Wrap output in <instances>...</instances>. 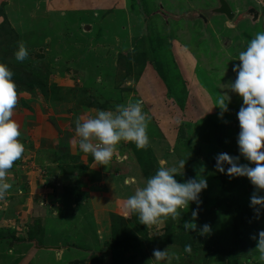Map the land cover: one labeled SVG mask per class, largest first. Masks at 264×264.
<instances>
[{
    "label": "rangeland",
    "instance_id": "rangeland-1",
    "mask_svg": "<svg viewBox=\"0 0 264 264\" xmlns=\"http://www.w3.org/2000/svg\"><path fill=\"white\" fill-rule=\"evenodd\" d=\"M219 1L118 2L114 6L115 16L100 11V26L105 24L107 35L95 42L90 54L92 63L88 62L87 66L82 63L79 67L77 55L70 58L67 46L75 43L78 54L80 46L87 42L84 36L79 37L81 28L77 25L69 28V15L61 20L58 13H49V5L54 1L0 0V63H5L14 73L17 104L13 109L16 117L12 119L19 125L21 136L18 139L25 148L8 173L13 187L0 201V235L4 239L0 240V250L6 239H10L6 243L8 249L17 240L21 244L27 243L29 249L50 250L48 257L36 255L32 262L20 256L14 264H153V250L165 248L180 254L179 261L173 264H264L255 249L257 241L251 238L264 230V209L257 218L250 207L254 186L247 177L229 178L214 167L220 153L239 155L237 113L242 98L231 92L230 84L236 77L232 67L240 62L232 59L246 48L257 32H264V0H223L234 13L232 20L215 13ZM251 7L258 12L255 21L247 13ZM203 18L207 20L205 23ZM171 20L176 26H171ZM127 21L130 24L125 26ZM172 28H177L181 38H186L194 53L197 68L193 75L196 79L186 75L180 78L179 74L184 70L182 58L173 62L174 53L170 51L167 55L164 53L161 63L156 66L152 60L148 69L154 66L159 77L163 81L167 79L166 87L171 88L178 100L188 93L195 98L196 102L190 103L187 112H184L188 108L182 106L183 101L180 104L183 109H180L173 101L175 98H166L165 93L159 104L161 108L155 100H144L147 88L139 82L138 76L147 60L132 59L116 49L123 43L132 47L139 45L138 49H143L141 38L158 29L170 32ZM189 30L194 32L195 41L186 35ZM20 42L29 51L28 59L23 62L14 57ZM93 62L99 68H88ZM202 89L209 94L214 106L228 96L229 110L223 116L219 115L218 106L210 111L211 101L202 95ZM136 97L143 103L148 102L156 122L149 119L154 118L143 108L148 117L149 146L137 149L133 143L117 145L115 159L125 161L130 157L137 161V169L143 175L135 183L131 175L125 184L130 183L128 188L134 192L160 166L172 167L184 160L185 166L180 170L182 175L176 176L179 182L203 175L208 183L207 189L199 194L202 203L195 221L196 230L183 227L185 222H192V210L197 208L195 202L181 210L175 220L169 218L148 228L136 215L125 217L123 205L127 197H116L113 193L118 178H109L105 165H98L91 154L78 148L74 123L77 117L94 116L98 109L109 110L116 104L126 103L129 98L135 101ZM162 111L168 115L167 124L163 125ZM157 124H161L160 128H154ZM240 162L247 163L243 157ZM26 163L33 164L38 170L34 171L39 172L37 176H41L40 187L34 183L35 187L48 193L31 190L27 176H9ZM122 170L114 168L113 176H123ZM92 176L98 179L105 176V179L101 184L95 183L91 181ZM106 190L109 196H102ZM91 211L95 216L103 213L98 218V230L90 225L88 215ZM205 224L210 225L212 231L201 236L199 233ZM53 226L57 229L63 226L62 232L55 233ZM12 236L18 239L12 240ZM185 245H191L190 254L183 252Z\"/></svg>",
    "mask_w": 264,
    "mask_h": 264
},
{
    "label": "clouds",
    "instance_id": "clouds-1",
    "mask_svg": "<svg viewBox=\"0 0 264 264\" xmlns=\"http://www.w3.org/2000/svg\"><path fill=\"white\" fill-rule=\"evenodd\" d=\"M14 57L18 62L28 59L29 51L23 42L19 43ZM232 60L240 62L232 67L236 77L230 84L231 92L242 98L237 113L239 155L220 153L214 167L229 178L247 177L254 186L250 207L259 218L261 209H264V195H259L264 192V32H257L246 48ZM13 75L5 63H0V201L6 198L13 187L8 178L9 170L25 151L24 144L18 139L21 136L19 125L11 118L17 104ZM229 99L227 96L226 100L220 99L215 105L221 110L220 116L229 110ZM74 123L79 150L91 154L98 165L107 166L121 142L133 143L137 149L149 146L148 117L140 100L129 98L126 103L116 104L112 109H98L94 116L77 117ZM241 157L247 163H241ZM225 165L230 167L226 168ZM184 166V160L172 167L162 165L155 174L147 177L143 186L136 187L134 194L124 202L125 217L136 215L139 222L148 228L169 218L175 220L181 210L195 202L197 208L192 210V222H185L183 227L185 230H196L195 221L202 203L199 194L207 189L208 183L203 175L179 182L176 176L182 175L180 170ZM211 231L210 225L205 224L199 234L209 235ZM251 238L257 241L255 249L259 253V260L264 262V230ZM191 251V245L184 246V253L190 254ZM13 252L14 249H8V255ZM152 257L153 264H173L179 261L180 254L169 248L154 249Z\"/></svg>",
    "mask_w": 264,
    "mask_h": 264
},
{
    "label": "crops",
    "instance_id": "crops-1",
    "mask_svg": "<svg viewBox=\"0 0 264 264\" xmlns=\"http://www.w3.org/2000/svg\"><path fill=\"white\" fill-rule=\"evenodd\" d=\"M52 1H54V4L53 5H51V4L49 5L50 6V11H51L49 13H54V14L58 13L59 14V18H61V20H62L63 17H67L69 15V18H70L69 22L71 21L70 22L71 24H70L69 28L71 26H76V25H77V27L81 28L78 34H79V37L83 38V36H84V39L87 42L86 45L82 46V47L80 46V49H79L80 51L78 52V54L76 52L75 43H73V44L69 43L68 46H67V50L69 49L68 56L70 58H74L77 55V57H78V63L77 64H78L79 67L82 66L84 63L87 66L88 62L92 63V57H91L90 54L93 51L94 47L96 46L97 41L101 37L105 38V36L107 35V32H108L107 31V27H105V24H103L104 25L103 27L100 26L101 25L100 22L102 21L100 19V17H99L100 11L102 12V10H105V11H103L104 13L107 11L110 15L115 16L114 6L118 2L120 3L121 1H124V0H79L78 2H75V1H72V0L65 1V2L61 1V0L60 1L59 0H52ZM74 3H76V4H74ZM56 18L58 19L57 16H56ZM206 21H207L206 19H203L204 23ZM170 23H172L171 26H173V25L176 26L174 20H171ZM85 24H87L88 26H85ZM128 24H130V21L129 22L127 21L125 26H127ZM74 29H68V31H71V30H74ZM177 30H178L177 28H172V31H170V32H166V31L165 32H161L160 34L163 35L164 38L162 40H160V41L163 42L164 46L165 45L167 46L168 52L170 51L171 53L172 52L174 53V56L172 54L173 62L174 61L177 62V59H178V61H180L181 58H182V62H183V65H184V67H183L184 70L181 69L183 71V73L181 71L182 74L181 75L179 74L180 78L183 79L184 75H186V77H191V78L193 77L192 79H196L195 75H193L194 69L197 68V64H195V60H194V57L192 55L194 53L191 50V48L187 45V41H185L186 38L185 39L181 38V35H179V32H177ZM154 31H155V29H154ZM189 31H190V33L186 34V35H188V37L192 38V40L195 41L194 40L195 36L193 37L194 32L191 31V30H189ZM119 33H121V32H119ZM149 36H152V35H149ZM188 37H187V39H188ZM141 39L143 40V42L145 41L144 38H141ZM115 42H116L115 39H113V43L114 44H115ZM123 44L124 45L122 47H120L118 45V47L116 49H118L120 52L122 51L123 54L124 55L126 54L127 56L129 55V53L131 51H136L138 53H141L142 51L145 50V47H146V44H144V48L143 49H138L139 45L136 46V47H132V45H127L125 43H123ZM208 45H209V43H208ZM186 46H188V47H186ZM175 53H176V55H175ZM137 57L139 59L143 58L142 56H139V55H137ZM143 60H147V61H145L143 63L144 66L143 65L141 66L140 75L138 76L139 77V82L142 83L143 86H145L144 88H147V89L144 90V92L146 94L145 95L146 98H143V99L144 100L147 99L148 101L155 100V101H157L156 103H158V107L161 108V106L159 104H161V102L163 101L164 93H165L166 98L168 97L170 99H173V96L169 95V92L172 91V90H171L170 87L169 88L166 87L167 84H168V82L166 81L167 79H165V81H163L159 77V75L157 74L156 68L154 66H153L154 68L152 67V68L148 69V66H149L150 62L152 61V59H150V58L145 59L144 58ZM71 63L72 62H70V65H71ZM113 64L115 66V63H113ZM111 66H110V68H112ZM155 66H156V64H155ZM76 67H77V65H76ZM89 67L90 68L92 67L94 69L99 68L98 64L95 63V62H93V65L88 66V68ZM115 67H117V65ZM193 81H194L193 83L197 82L196 80H193ZM144 84H146V85H144ZM197 84H198V82H197ZM152 86H153V88H152ZM167 89H169V90H167ZM159 91H161L160 94H159ZM202 95L209 97V100L211 101V108L213 107L211 111H214L215 110V106L212 105V100H211L209 94H207L205 89H202ZM136 100H140L141 101L140 97H136ZM173 101H174V103L177 106L178 105L180 106V109H183L182 106H184V105H186L187 108L188 107L190 108V103L192 105V104H194L196 102L195 98L191 97V95L189 93L182 100L178 101L175 98V99H173ZM182 101L184 102V104L181 106L180 104H181ZM142 103H143V101H142ZM147 103H148L147 101H146V103L144 102L143 105H142V108L147 109L149 111V113H151L150 115L153 116V118H154L153 120L151 118H149V119L152 122H156L155 121V117H154V113L150 110V107H149V105ZM209 105L210 104H208V107H209ZM189 108L186 109L184 112L189 111ZM163 111H165V110L163 109ZM163 111H162V116L160 118L162 125L165 124V123L167 124V120H168V115L166 113H163ZM159 112H161V111L159 110ZM13 117H16V114L14 112H13V116L11 118H13ZM162 118H163V120H162ZM161 124H157V126L155 125L156 127H154V128H160ZM172 124H171V126H172ZM178 124H181V122H179ZM158 131H159V129H158ZM149 132L152 135V137L155 136L154 133H152V130L149 131ZM168 147H169V145H168ZM114 156L112 158L113 162L110 161V163L106 166V168H108L107 172L110 175L109 178H111V177L112 178L113 177L118 178L116 180V181H118V183H117L118 186L117 185L114 186L115 189H113V193L115 194L116 197L122 195V196H125V197L128 198L127 194L134 193V192H133V189L128 188L130 183L129 184H125V180H127L129 178V176H131V175H133V176H131L132 180H136L137 178H139L140 176H143V175L137 169L139 167V164L137 163V161L132 160L130 157H128L127 160H125V161L124 160L117 161ZM23 161H25V160H23ZM38 161L40 163L41 160H38ZM123 165H125V166L123 167ZM114 168H119L120 171L124 168L123 169L124 171L122 170L124 172V175L123 176H120V175L113 176L115 174L114 173L115 171H113ZM34 170H37V169L33 168V164L29 165L28 163H26V165L22 164V166L20 168L18 166V172H14V173H12L9 176H27L28 183H29V185H31L30 186L31 190H32V188H34V191L37 189L39 193H42V194L48 193L47 190H40L39 189L40 183H41V176H37V175H39V172H36ZM132 170H135V171L131 172ZM121 174H123V173H121ZM104 179H105V176H101L99 179L94 177V176H92L91 181L95 182V183L99 182L101 184L102 180H104ZM34 183H36V185H39V187L38 186L35 187ZM20 191L22 192V190H20ZM107 191L108 190H106V193L104 195H102V196H105V197L109 196V193ZM91 195L101 196V194H99V193H92ZM93 211H94V209H93ZM93 211H91V214L88 215V218H90L89 222H91L90 225H91V227L93 229L95 228V230L96 229L98 230L99 229V225H100V223L98 222L99 221L98 218L103 216V213L102 214H98L97 216H95ZM53 229H55L54 230L55 233L56 232L60 233L63 230V226H61V228H58V229H57V226H53ZM22 233H23V231H22ZM22 237H23V235H22ZM21 239H25V238H21ZM0 240H4V239L0 238ZM7 240H9V242H10V239H6L5 243H4L3 247H2L3 249L0 250V264H2V262H4V261L7 262V264L8 263L14 264V261L15 262H16V260L18 261L20 256L21 257L25 256L26 257V261L29 259L32 262L35 259L36 255L39 256L41 254L40 255L41 257H48L49 256L48 252L50 250L45 251L46 248L45 249H42V248L41 249H39V248L38 249H36V248L35 249L34 248L33 249H29L27 243L26 244H24V243L21 244V243H18L20 241H17V240L15 241L16 243H14L12 245L13 247L11 248V249H14L13 254L12 255H8V244H6V243H8ZM12 240H13V238H12ZM17 244H19V245H17ZM0 245H2L1 241H0ZM5 245H6V247H5ZM27 248H28V250H26ZM53 248L61 250L60 247H53Z\"/></svg>",
    "mask_w": 264,
    "mask_h": 264
},
{
    "label": "trees",
    "instance_id": "trees-1",
    "mask_svg": "<svg viewBox=\"0 0 264 264\" xmlns=\"http://www.w3.org/2000/svg\"><path fill=\"white\" fill-rule=\"evenodd\" d=\"M160 33H161V31H159V29H158L157 32L150 34L152 36H146L144 38V40H145L144 44H146L145 50L142 51L141 53H138L136 51H131L129 53V56L133 59V58L137 57V55H139V56H142L143 59L144 58L145 59H148V58L152 59L156 65L161 63L160 60L163 58V55L165 52H166V55L168 54V49H167V46L166 45L164 46L163 42L160 41L164 38L163 35H161ZM169 95L175 97V95H174V93H172V91L169 92ZM185 95H186V93H185ZM0 238H2V235H0ZM12 238H13V240L18 239V238H14V236H12ZM229 256H231V255L229 254Z\"/></svg>",
    "mask_w": 264,
    "mask_h": 264
},
{
    "label": "water",
    "instance_id": "water-1",
    "mask_svg": "<svg viewBox=\"0 0 264 264\" xmlns=\"http://www.w3.org/2000/svg\"><path fill=\"white\" fill-rule=\"evenodd\" d=\"M215 13L225 16L228 20L234 17V13L225 1H219V6L214 10ZM247 13L252 16V21H255L258 17V12L254 8H249Z\"/></svg>",
    "mask_w": 264,
    "mask_h": 264
}]
</instances>
